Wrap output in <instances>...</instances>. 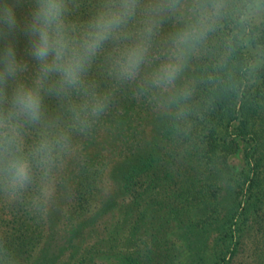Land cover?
I'll return each mask as SVG.
<instances>
[{"label": "trees", "instance_id": "16d2710c", "mask_svg": "<svg viewBox=\"0 0 264 264\" xmlns=\"http://www.w3.org/2000/svg\"><path fill=\"white\" fill-rule=\"evenodd\" d=\"M111 178L128 209L158 184L215 233L201 264L229 263L264 219V0H0V264H54L51 212Z\"/></svg>", "mask_w": 264, "mask_h": 264}, {"label": "rangeland", "instance_id": "374dc122", "mask_svg": "<svg viewBox=\"0 0 264 264\" xmlns=\"http://www.w3.org/2000/svg\"><path fill=\"white\" fill-rule=\"evenodd\" d=\"M112 155H109L110 161L113 159ZM183 167L181 166L180 172ZM177 172L178 170L172 171L170 181L183 176ZM50 174L51 179L40 182L43 189L49 192L54 188L53 180L60 176L55 169H52ZM160 175L162 173L158 170V176ZM68 178H64L63 185L70 192L73 183ZM167 178H162L165 180L163 186L169 183L170 177ZM102 186L86 214L79 215L78 211L67 213V200L66 205L61 208L64 209L63 213H60L59 209L56 213L51 212L56 215V219L53 221L49 216L50 226H46V236L48 248L55 255L54 264H67L66 261L62 262L67 255L66 249L72 252L71 257L76 254L78 258L75 263L68 264H124L127 256L137 254L145 264L148 258H151L148 264H168L166 258L171 259V264H201L212 249V243H216V239H212L215 233L209 235L207 229L200 228L198 224H191L188 229L183 227V222L189 214L185 209L179 208V211L169 212L160 206H154V202H147L149 195L166 199L164 194L169 195L173 190L170 186L167 185L169 189L165 193L159 190L158 184L153 186L148 193L144 192V203L131 209H128L130 196L122 191L118 180L108 179ZM225 192L226 190L222 189L218 196L222 199L220 214L224 213L225 207L231 202L232 195L224 197ZM3 203L1 202L0 206ZM2 209L3 214H7L9 207L3 206ZM77 223L81 226L78 227ZM241 239L228 264H264V219L261 220L260 226H248ZM148 245L152 250L148 251V255H144L143 250ZM67 246L73 248L68 249Z\"/></svg>", "mask_w": 264, "mask_h": 264}]
</instances>
